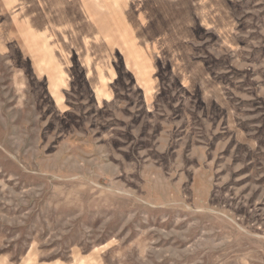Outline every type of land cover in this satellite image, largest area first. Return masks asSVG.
I'll return each mask as SVG.
<instances>
[{
  "label": "rangeland",
  "instance_id": "1",
  "mask_svg": "<svg viewBox=\"0 0 264 264\" xmlns=\"http://www.w3.org/2000/svg\"><path fill=\"white\" fill-rule=\"evenodd\" d=\"M0 264H264V0H0Z\"/></svg>",
  "mask_w": 264,
  "mask_h": 264
}]
</instances>
